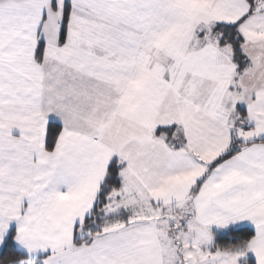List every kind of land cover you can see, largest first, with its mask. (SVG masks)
Returning a JSON list of instances; mask_svg holds the SVG:
<instances>
[{"label":"crops","instance_id":"0c3cea01","mask_svg":"<svg viewBox=\"0 0 264 264\" xmlns=\"http://www.w3.org/2000/svg\"><path fill=\"white\" fill-rule=\"evenodd\" d=\"M78 1L62 35L43 29L48 0H0V251L13 232L41 264H170L167 217L193 227L205 264H264L261 3ZM112 159L121 185L103 211L121 216L76 243ZM244 225L248 242L215 249V231Z\"/></svg>","mask_w":264,"mask_h":264},{"label":"trees","instance_id":"16d2710c","mask_svg":"<svg viewBox=\"0 0 264 264\" xmlns=\"http://www.w3.org/2000/svg\"><path fill=\"white\" fill-rule=\"evenodd\" d=\"M251 4L254 5L257 2H260V6L257 7L258 12L264 11V0H249ZM70 1H66L65 10L63 13V18L61 19L60 29L62 31V35L65 31L67 25H70L69 22V12H70ZM235 26V25H234ZM234 26H231L234 30ZM231 28L230 26H228ZM236 28V27H235ZM224 38V37H223ZM233 46L235 48L236 56L240 57V50H239V38L231 39ZM43 51V43L40 41L38 43V47L36 50L35 56L39 58ZM238 111H244L242 106H237ZM61 129V125L58 122L50 121L47 134H46V141H45V148L47 150H52L55 146L57 135ZM233 138V137H232ZM231 138V139H232ZM235 142V143H233ZM233 147L229 148L224 154H222L218 159L221 160L227 157L229 154L237 150V146L239 142L236 140H232ZM119 169L120 164L117 162L116 159H112L108 166L105 177L101 183L96 205L89 217L85 219L84 223L77 227L78 232L75 234L74 242H89L94 235L102 230V227L105 225L106 222L113 220V218H120L121 213L115 216H106L104 214L103 208L105 204L109 201V197L111 193L117 190L120 185L121 181L119 178ZM254 236V230L251 226L244 225V226H236V227H229L224 231H215L213 237V244L215 249L225 250L230 249L233 247H237L240 245L245 244ZM38 259H34L28 257L21 251L17 249L13 242V232L9 234L6 240L3 243L2 249L0 251V264H41ZM241 264H255L252 257H247L243 259Z\"/></svg>","mask_w":264,"mask_h":264},{"label":"rangeland","instance_id":"374dc122","mask_svg":"<svg viewBox=\"0 0 264 264\" xmlns=\"http://www.w3.org/2000/svg\"><path fill=\"white\" fill-rule=\"evenodd\" d=\"M67 0H48L49 5L47 6V16L44 22V28L47 32L51 31L55 26L61 25V19L65 10ZM70 4V25H81V19L78 14L83 10L85 3L78 0H68ZM128 5V3H127ZM173 219V220H172ZM176 219L178 218H167L163 217L159 221V236L162 243L166 247L167 262L170 264H205L207 257L211 256L206 254L200 258H195V250L198 246V242L194 240L192 236L193 227L190 225L180 224ZM169 223L171 224H165ZM202 244V243H201ZM195 258V259H194ZM241 261H237L235 257L234 264H241Z\"/></svg>","mask_w":264,"mask_h":264}]
</instances>
